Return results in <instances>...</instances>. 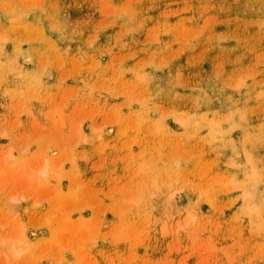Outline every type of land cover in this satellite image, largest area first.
<instances>
[{
  "label": "rangeland",
  "instance_id": "rangeland-1",
  "mask_svg": "<svg viewBox=\"0 0 264 264\" xmlns=\"http://www.w3.org/2000/svg\"><path fill=\"white\" fill-rule=\"evenodd\" d=\"M0 264H264V0H0Z\"/></svg>",
  "mask_w": 264,
  "mask_h": 264
},
{
  "label": "bare ground",
  "instance_id": "bare-ground-1",
  "mask_svg": "<svg viewBox=\"0 0 264 264\" xmlns=\"http://www.w3.org/2000/svg\"><path fill=\"white\" fill-rule=\"evenodd\" d=\"M14 253H16V251H14Z\"/></svg>",
  "mask_w": 264,
  "mask_h": 264
}]
</instances>
